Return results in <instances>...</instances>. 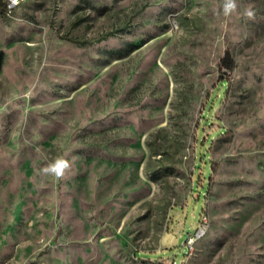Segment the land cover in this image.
Returning <instances> with one entry per match:
<instances>
[{
    "label": "rangeland",
    "instance_id": "obj_1",
    "mask_svg": "<svg viewBox=\"0 0 264 264\" xmlns=\"http://www.w3.org/2000/svg\"><path fill=\"white\" fill-rule=\"evenodd\" d=\"M222 4L0 11V264H264V0Z\"/></svg>",
    "mask_w": 264,
    "mask_h": 264
},
{
    "label": "clouds",
    "instance_id": "obj_2",
    "mask_svg": "<svg viewBox=\"0 0 264 264\" xmlns=\"http://www.w3.org/2000/svg\"><path fill=\"white\" fill-rule=\"evenodd\" d=\"M237 8V0H223L222 13L225 17H230L237 11ZM244 16L247 19H252L254 17V12L252 11L251 7L245 8ZM70 168L71 164L69 160L61 156L46 164L44 167L38 169V174L43 176H53L57 180H61L65 177Z\"/></svg>",
    "mask_w": 264,
    "mask_h": 264
},
{
    "label": "built area",
    "instance_id": "obj_3",
    "mask_svg": "<svg viewBox=\"0 0 264 264\" xmlns=\"http://www.w3.org/2000/svg\"><path fill=\"white\" fill-rule=\"evenodd\" d=\"M27 0H5L7 4V12L11 13L15 8L19 7L21 4ZM210 227V220L207 213L201 215L200 221L198 223V228L195 233L188 235L185 245L188 247V254L186 257L191 256L195 249L197 243L205 236Z\"/></svg>",
    "mask_w": 264,
    "mask_h": 264
},
{
    "label": "trees",
    "instance_id": "obj_4",
    "mask_svg": "<svg viewBox=\"0 0 264 264\" xmlns=\"http://www.w3.org/2000/svg\"><path fill=\"white\" fill-rule=\"evenodd\" d=\"M0 11H2V13H7V4L3 0H0ZM221 66H222V69L226 72H230L235 69V63L231 56L230 50L226 51L225 56L221 60ZM221 84L225 86L226 81L221 82Z\"/></svg>",
    "mask_w": 264,
    "mask_h": 264
}]
</instances>
